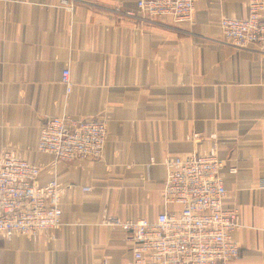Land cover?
I'll list each match as a JSON object with an SVG mask.
<instances>
[{"label": "crops", "instance_id": "0c3cea01", "mask_svg": "<svg viewBox=\"0 0 264 264\" xmlns=\"http://www.w3.org/2000/svg\"><path fill=\"white\" fill-rule=\"evenodd\" d=\"M246 14V0H195L180 23L146 17L136 0H0V153L62 187L61 224L0 234V264H129L132 241L103 217L178 211L162 198L164 160L191 153L222 161L223 204L240 214L228 264H264V53L223 41L218 24ZM52 116L104 119L102 155L39 151Z\"/></svg>", "mask_w": 264, "mask_h": 264}, {"label": "built area", "instance_id": "2783aa9c", "mask_svg": "<svg viewBox=\"0 0 264 264\" xmlns=\"http://www.w3.org/2000/svg\"><path fill=\"white\" fill-rule=\"evenodd\" d=\"M194 1L136 0V4L146 17L171 15L180 23L193 20ZM246 3V16L219 19L222 39L264 53V0ZM69 76V69L64 68L61 82L67 92ZM106 134L104 119L52 116L41 123L36 147L62 161L99 158ZM164 163L162 198L178 204V211L159 212L153 220L114 214L102 219V224L120 228L132 241L129 264H228L238 257L240 247L231 233L241 224L240 214L236 207L223 204L222 161L213 154L191 153L166 158ZM40 169L12 152L0 153V234L38 236L61 224L62 187L55 178L37 184ZM229 170L234 173L236 168Z\"/></svg>", "mask_w": 264, "mask_h": 264}, {"label": "rangeland", "instance_id": "374dc122", "mask_svg": "<svg viewBox=\"0 0 264 264\" xmlns=\"http://www.w3.org/2000/svg\"><path fill=\"white\" fill-rule=\"evenodd\" d=\"M196 134H194V136H195Z\"/></svg>", "mask_w": 264, "mask_h": 264}]
</instances>
